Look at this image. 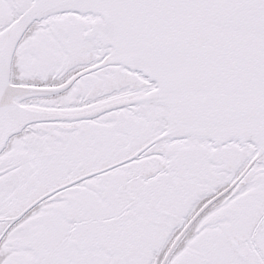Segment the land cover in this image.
I'll list each match as a JSON object with an SVG mask.
<instances>
[{"label":"snow or ice","instance_id":"6c2138e0","mask_svg":"<svg viewBox=\"0 0 264 264\" xmlns=\"http://www.w3.org/2000/svg\"><path fill=\"white\" fill-rule=\"evenodd\" d=\"M0 264H264V0H0Z\"/></svg>","mask_w":264,"mask_h":264}]
</instances>
